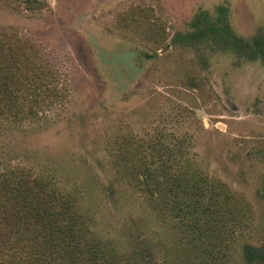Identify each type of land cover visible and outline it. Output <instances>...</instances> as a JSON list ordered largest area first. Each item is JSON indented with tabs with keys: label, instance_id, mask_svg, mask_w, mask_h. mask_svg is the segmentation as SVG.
Listing matches in <instances>:
<instances>
[{
	"label": "rangeland",
	"instance_id": "obj_1",
	"mask_svg": "<svg viewBox=\"0 0 264 264\" xmlns=\"http://www.w3.org/2000/svg\"><path fill=\"white\" fill-rule=\"evenodd\" d=\"M22 2L0 0V87L31 115L0 109L2 168L68 194L112 264H262L245 248H264V64L184 36L224 6L236 37L264 38V0ZM47 70L58 97L31 101ZM155 144L205 187L179 213L123 167L154 166Z\"/></svg>",
	"mask_w": 264,
	"mask_h": 264
},
{
	"label": "trees",
	"instance_id": "obj_2",
	"mask_svg": "<svg viewBox=\"0 0 264 264\" xmlns=\"http://www.w3.org/2000/svg\"><path fill=\"white\" fill-rule=\"evenodd\" d=\"M22 3L40 8L44 0H23ZM227 11L224 6H217L212 16L199 11L191 19L190 33L184 38L208 41L212 46L226 51L247 53L250 59L257 58L264 64V38L250 43L236 37L230 31ZM50 76L48 70L43 71L35 83L27 82V88L34 90L31 101H37L41 94L42 99L47 97V100L58 97L57 92L49 86ZM6 83L9 84L5 79L3 85ZM7 87H0L3 92L0 95V109L4 110L9 105L11 112L10 102L5 98L10 89ZM5 88L7 90H3ZM12 112L17 116L11 117L21 120L31 115V109L23 107ZM173 145L178 147L177 143ZM158 147L155 144L151 151L155 158L150 163H154V166L146 164L142 157H135L127 159L123 167L129 169L130 173H137V180L154 198L170 196L172 210L179 213L189 202L193 204L194 200L198 201V193L206 192L205 187H200L193 171L189 173L185 170L187 160L183 162L184 166L167 154L173 150V146ZM51 185L52 182L37 178L30 170L7 169L0 164V264H112L109 261L112 252L107 253L106 244L95 235L94 238L86 233L85 219L78 214L72 198ZM245 249L248 262L263 259L264 264V248L247 246Z\"/></svg>",
	"mask_w": 264,
	"mask_h": 264
}]
</instances>
